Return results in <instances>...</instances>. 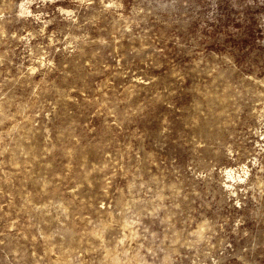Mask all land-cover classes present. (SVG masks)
Segmentation results:
<instances>
[{"label": "rangeland", "instance_id": "rangeland-1", "mask_svg": "<svg viewBox=\"0 0 264 264\" xmlns=\"http://www.w3.org/2000/svg\"><path fill=\"white\" fill-rule=\"evenodd\" d=\"M0 264H264V0H0Z\"/></svg>", "mask_w": 264, "mask_h": 264}, {"label": "bare ground", "instance_id": "bare-ground-1", "mask_svg": "<svg viewBox=\"0 0 264 264\" xmlns=\"http://www.w3.org/2000/svg\"><path fill=\"white\" fill-rule=\"evenodd\" d=\"M232 176V175H231Z\"/></svg>", "mask_w": 264, "mask_h": 264}]
</instances>
